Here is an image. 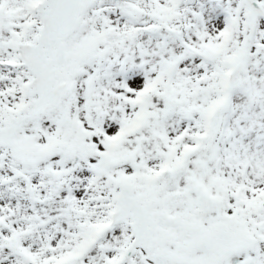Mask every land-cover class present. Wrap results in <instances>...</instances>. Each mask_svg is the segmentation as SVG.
<instances>
[{
	"label": "snow or ice",
	"instance_id": "1",
	"mask_svg": "<svg viewBox=\"0 0 264 264\" xmlns=\"http://www.w3.org/2000/svg\"><path fill=\"white\" fill-rule=\"evenodd\" d=\"M0 264H264V0H0Z\"/></svg>",
	"mask_w": 264,
	"mask_h": 264
}]
</instances>
